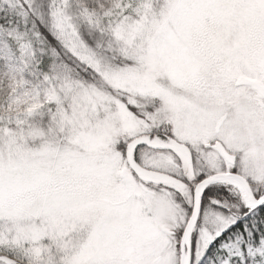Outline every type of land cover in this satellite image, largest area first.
I'll return each instance as SVG.
<instances>
[{
	"label": "snow or ice",
	"instance_id": "6c2138e0",
	"mask_svg": "<svg viewBox=\"0 0 264 264\" xmlns=\"http://www.w3.org/2000/svg\"><path fill=\"white\" fill-rule=\"evenodd\" d=\"M0 264H264V0H0Z\"/></svg>",
	"mask_w": 264,
	"mask_h": 264
}]
</instances>
